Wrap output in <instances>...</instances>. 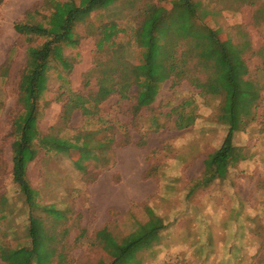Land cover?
I'll use <instances>...</instances> for the list:
<instances>
[{
    "label": "rangeland",
    "instance_id": "374dc122",
    "mask_svg": "<svg viewBox=\"0 0 264 264\" xmlns=\"http://www.w3.org/2000/svg\"><path fill=\"white\" fill-rule=\"evenodd\" d=\"M47 1L0 3V244L10 247L30 243V209L12 174L13 121L21 111L19 90L28 47L14 25L25 20L28 11L39 10L42 14L35 18L41 20L50 12ZM195 1L201 2L199 13L207 12L200 22L244 46L250 77L264 84V0ZM169 2L117 0L94 11L76 26L80 44L64 49L72 69L55 62L50 70L39 129L43 135L65 138L87 133L89 151L38 145L27 177L41 203L65 210L66 222L56 226L69 229L58 243L65 246L71 264L107 258L93 242L95 232L108 226L121 238L147 219L146 207L161 215L166 227L152 248L139 253L142 264H264V88L255 120L235 135L248 157L232 167L226 179L206 186L200 181L204 159L221 145L227 127L216 117L221 101L213 94L216 88L202 92L175 68V40L154 48L167 76L140 109L132 85L128 96L113 93L88 116L80 108L66 113L74 92L95 96L104 68L112 64L113 54L98 50L99 27L116 21L125 29L120 39L131 46L125 45L123 52L137 63L140 47L133 34L144 18L142 8ZM199 72L191 70L189 75L203 79ZM188 113L195 119L182 126V116ZM0 264L6 263L0 258Z\"/></svg>",
    "mask_w": 264,
    "mask_h": 264
},
{
    "label": "trees",
    "instance_id": "16d2710c",
    "mask_svg": "<svg viewBox=\"0 0 264 264\" xmlns=\"http://www.w3.org/2000/svg\"><path fill=\"white\" fill-rule=\"evenodd\" d=\"M115 1L48 0L50 12L42 15L41 20L35 18V15L42 14L39 10L28 11L26 19L14 25L26 38L28 47L19 90L21 111L13 121L15 139L12 143V174L13 181L24 194L25 203L30 209L27 232L30 243H17L12 247L0 244V258L6 264H71L65 246L60 248L58 243L60 236L63 238L68 235L69 229L62 226L59 230L56 226L66 222V212L53 203L39 201V191L31 186L27 167L36 158L38 145L62 151H89V134L79 133L69 138L43 135L38 126V118L54 63L59 62L65 70L73 67L64 49L75 48L80 44L81 35L76 26L94 11L108 7ZM169 1L168 6L149 3L142 8L144 18L133 34L140 47L137 63H132L123 52L127 45L131 46L120 39L125 29L116 21H109L99 27L98 50L112 53V64L104 68V77L99 78L95 96L74 92L70 95L66 113L80 108L88 116L94 112L92 108L109 95L118 92L128 96L132 85L137 87L136 106L140 109L148 101L149 93L157 91L167 76L154 48L167 46L169 39L175 40L179 48L176 51L175 68L181 69L185 76L188 75L202 92H210V87L216 88L213 94L219 95L221 99L216 117L227 127L221 145L204 159L200 181L206 186L216 180L226 179L229 170L248 157L243 148L236 144L235 135L245 131L255 120L254 109L262 98L264 84L259 85L250 77L243 55L244 46L230 38H221L216 29L200 22L207 14L205 11L199 13L200 1ZM138 30L143 32L142 39L138 36ZM103 66L107 67L106 64ZM191 70L200 71L204 78L199 75L191 77ZM107 75H110L109 80ZM194 119V114L188 113L182 116L180 123L188 126ZM146 212L147 219L139 222L135 230L121 238L115 236L108 226L98 229L93 242L101 246L107 258L86 264H142L139 253L152 248L166 227L164 218L153 208L146 207Z\"/></svg>",
    "mask_w": 264,
    "mask_h": 264
}]
</instances>
